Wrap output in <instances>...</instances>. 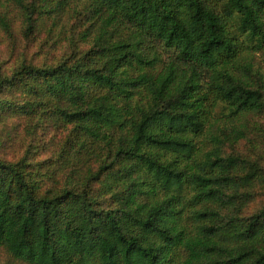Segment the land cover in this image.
<instances>
[{"label":"trees","instance_id":"trees-1","mask_svg":"<svg viewBox=\"0 0 264 264\" xmlns=\"http://www.w3.org/2000/svg\"><path fill=\"white\" fill-rule=\"evenodd\" d=\"M15 1L27 34L69 5L54 0L35 18ZM83 1L92 47L81 61L0 74L6 143L10 119L38 109L74 125L52 188L30 162L0 158V252L19 264H264V207L238 212L264 167L224 150L248 136L251 115L264 116L253 73L264 0ZM150 45L172 52L161 71ZM90 54L98 61H83ZM66 165L78 187L58 186ZM93 180L118 204L104 206Z\"/></svg>","mask_w":264,"mask_h":264},{"label":"rangeland","instance_id":"rangeland-1","mask_svg":"<svg viewBox=\"0 0 264 264\" xmlns=\"http://www.w3.org/2000/svg\"><path fill=\"white\" fill-rule=\"evenodd\" d=\"M53 3H55L54 0H24L25 6L36 10L35 18L40 17L41 13ZM84 6L83 0H69L68 11L64 13L61 21L51 23L50 19H45L44 13L38 20V32L27 34V10L15 0H0V74L10 76L24 64L48 66L60 62L81 61L92 47V41L83 37V31L88 26L84 16ZM126 32L127 30L124 31L125 35ZM150 49L160 56L161 61L157 71H161L164 64L169 61L172 52L161 45H157V48L150 45ZM83 61L97 62L98 58L90 54ZM253 73L254 82L258 86H263L264 90V54L256 55ZM22 101L19 99L17 103ZM47 116V110L38 109L35 113L10 119L7 127L13 132V136L9 144L6 143L8 141L6 137H1L0 130V158L13 162L24 159L25 162H30L34 167L39 168L40 171L35 172V175L41 177L44 189L52 188L53 181L50 173L57 162L70 157L74 143V125L62 127L55 122H47ZM250 125L252 129L248 136L236 142L226 140L224 150L226 154H239L264 167V116L251 115ZM106 153L108 157L104 158L105 162H111L114 153H109L108 150ZM102 163L93 164L95 173L99 172ZM71 169L66 165L64 171L59 170L58 186L78 187L79 182L74 180ZM250 171L249 167L242 168L240 175ZM260 175L261 178L256 179L253 186L245 188L246 191H252L253 197L245 200L243 207L238 210L239 215L244 218L264 207V173L260 172ZM91 188L92 192L102 199L104 206L118 204L117 199L112 197V193L103 191L100 180H93ZM0 264L19 263L11 262L4 253L0 252Z\"/></svg>","mask_w":264,"mask_h":264}]
</instances>
